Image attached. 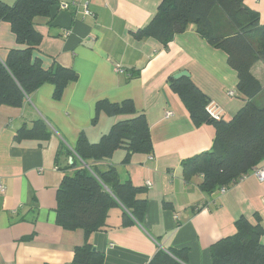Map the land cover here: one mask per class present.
<instances>
[{
    "label": "crops",
    "instance_id": "0c3cea01",
    "mask_svg": "<svg viewBox=\"0 0 264 264\" xmlns=\"http://www.w3.org/2000/svg\"><path fill=\"white\" fill-rule=\"evenodd\" d=\"M161 2L92 0L91 16L55 5L50 18L35 20L42 40L33 57L45 69L53 64L70 68L78 79L59 100L53 98L54 86L44 84L22 107H0V264H73L74 249L85 235L56 224V191L75 170L73 161L81 162L74 152L79 136L97 143L119 120L103 109L96 115L97 103L103 101H132L135 111L146 117L152 142L150 155L132 154L124 163L126 152L117 149L99 165L114 168L121 182L144 189L138 197L147 201L142 223L122 226L120 206L110 211L108 228L89 235L104 264H150L159 251H183L184 264H212L211 247L235 234L241 218L251 224L259 219L264 245V182L252 174L264 169V161L225 191L210 195L199 189L200 176L183 178L182 164L211 149L214 128L192 122L170 87L171 79L177 80L173 75L187 71L185 78L222 109L226 121L246 100L236 90V73L226 54L201 38L194 25L166 46L133 37ZM243 7L264 27V0H243ZM16 48L23 46L16 43L10 25L0 22V59ZM250 73L264 89V64L255 63ZM39 119L51 131L47 143L14 141L22 126L31 127Z\"/></svg>",
    "mask_w": 264,
    "mask_h": 264
},
{
    "label": "trees",
    "instance_id": "16d2710c",
    "mask_svg": "<svg viewBox=\"0 0 264 264\" xmlns=\"http://www.w3.org/2000/svg\"><path fill=\"white\" fill-rule=\"evenodd\" d=\"M58 0H15L13 6L0 0V22H7L16 43L23 48L11 49L5 60L0 59V107L20 108L44 84L54 86L53 98L59 100L66 86L76 82L78 75L70 68L53 64L43 68L33 57L42 37L35 30L37 18H50V8ZM218 8L228 29L210 24L212 12ZM194 25L195 32L214 48L226 54L228 66L237 77L236 90L246 102L231 120H214L206 112L209 99L189 78L171 79L170 87L196 125L209 124L214 138L209 151L182 164L185 180L200 176L199 189L210 195L241 180L252 167L264 161V105L253 100L264 92L250 73L257 62L264 64V27L253 14L246 12L243 0H162L152 20L133 33L137 40L153 38L166 46L176 34ZM120 117L97 143H90L81 134L74 152L81 161H73L72 174L64 176L56 191V224L67 231H84V242L74 249L73 264H104V255L95 251L88 238L94 232L108 228L107 219L114 208H123L121 225L142 223L147 201L138 196L144 189L130 181L121 182L114 168L101 169L117 149L126 152L124 163L132 154L152 153V142L146 117L135 111L130 100L119 104L99 102L97 112ZM51 131L39 119L31 127L22 126L14 141L35 140L47 143ZM236 232L211 247L212 264H264L263 230L241 218L235 223ZM157 252L150 264H184L183 251Z\"/></svg>",
    "mask_w": 264,
    "mask_h": 264
},
{
    "label": "built area",
    "instance_id": "2783aa9c",
    "mask_svg": "<svg viewBox=\"0 0 264 264\" xmlns=\"http://www.w3.org/2000/svg\"><path fill=\"white\" fill-rule=\"evenodd\" d=\"M92 0H78V1H70V2H64L61 1L58 4V7L60 10L62 11H68V10H77V9H81L82 14L84 16H91L92 12L89 9V6L91 4ZM229 96H234L232 92L228 93ZM206 112L209 115V117H211L212 119L218 121L223 119V111L222 109L217 106L214 102H210L207 106H206ZM172 113L168 112L167 116H171ZM252 174L254 175V177L260 181V182H264V169H257V170H253ZM147 186H150L149 183H147ZM4 191V187L2 185H0V192ZM221 192L225 191V189H221Z\"/></svg>",
    "mask_w": 264,
    "mask_h": 264
},
{
    "label": "rangeland",
    "instance_id": "374dc122",
    "mask_svg": "<svg viewBox=\"0 0 264 264\" xmlns=\"http://www.w3.org/2000/svg\"><path fill=\"white\" fill-rule=\"evenodd\" d=\"M4 2L10 4V6H13L15 0H3ZM221 14L220 11L218 10V8H215V10L212 12L211 17L209 18V22L210 24H212L213 22L218 23V25H220V27L223 30H227L228 29V23L223 22L221 19ZM253 104L255 106H263L264 105V92L257 96L254 100H253ZM220 191V189H219Z\"/></svg>",
    "mask_w": 264,
    "mask_h": 264
},
{
    "label": "water",
    "instance_id": "95a60500",
    "mask_svg": "<svg viewBox=\"0 0 264 264\" xmlns=\"http://www.w3.org/2000/svg\"><path fill=\"white\" fill-rule=\"evenodd\" d=\"M181 77H189L188 72H187V71H181V72H179V73L173 75V78H174V79H179V78H181ZM70 162H71V158H70Z\"/></svg>",
    "mask_w": 264,
    "mask_h": 264
}]
</instances>
